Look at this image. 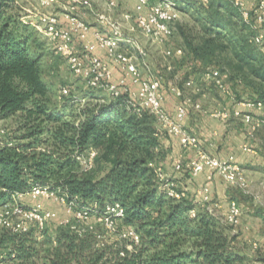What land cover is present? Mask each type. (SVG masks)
I'll return each mask as SVG.
<instances>
[{"label": "trees", "instance_id": "obj_1", "mask_svg": "<svg viewBox=\"0 0 264 264\" xmlns=\"http://www.w3.org/2000/svg\"><path fill=\"white\" fill-rule=\"evenodd\" d=\"M174 1L179 8L180 4L193 8L205 22L201 39L197 43L186 40L188 49L184 47L194 62L201 66L221 64L222 68L226 64L232 70L229 79L236 84L241 80L250 96L264 102V52L252 41L255 31L240 10L223 0H208L206 4L200 0ZM17 7L16 0H0V118L19 113L26 132L20 138L0 140V207L30 184L47 185L76 208L97 209L91 219L97 220L107 204L119 203L124 218L117 223L118 232L134 227L140 239L128 249L132 239L107 234L103 225L102 231H95L89 228V218L72 221L84 228L81 234L58 221L47 222L41 229L32 224L30 230L20 233L2 227L0 248H10L8 261L2 262L252 264L237 246L238 233H232V225L203 208L195 217L189 216L194 194L186 191V196L177 199L159 189L149 163H158L164 134L156 135L151 114L132 112L125 94L108 103L86 102L76 113L50 105L37 40L31 25L20 19ZM229 47L230 55L224 53ZM71 94L63 99L76 101ZM90 147L97 151L93 159L96 172L82 169L78 159ZM97 234H106L100 247ZM259 260L264 263V258Z\"/></svg>", "mask_w": 264, "mask_h": 264}, {"label": "built area", "instance_id": "obj_2", "mask_svg": "<svg viewBox=\"0 0 264 264\" xmlns=\"http://www.w3.org/2000/svg\"><path fill=\"white\" fill-rule=\"evenodd\" d=\"M59 1L40 0V3L43 7H51ZM134 1V11L124 13L120 18L116 0H66L64 17L68 21L67 26L62 23L58 13L51 11L40 12L35 26L50 41L55 53L63 58L66 68L84 81L85 87L104 91L111 99L125 94L132 112L141 115L146 111L154 117L157 125L156 135L174 136L183 149H193V156L187 157L183 152L172 161L174 171L185 173L191 178L206 170V180L196 189L197 198L189 208V216L195 217L198 209L203 208L211 216L232 225V233H238L236 227L241 222L242 205L236 199L230 198L224 211V202L212 195L211 182L215 174H219L228 184L249 193V181L244 167L234 155L220 157L211 153L201 144L199 136L186 126L185 120L194 112L221 122L233 118L243 125L246 141L242 143L241 148L250 153H257L249 140L264 126V102L256 96H237L228 75L218 66H201L191 61L185 66L189 73L186 77L173 75L174 82L169 85L168 90L179 97V100L174 112L168 111L164 106V77L146 63L148 51L139 40V35L155 44L169 42L173 34V24L180 18L181 9L174 0ZM200 1L206 3L208 0ZM223 1H230L240 10L243 19L255 31L252 41L258 46L264 45V0ZM88 15L94 17L95 24L90 23ZM130 18L134 19L132 26L126 25ZM97 49H102L106 57L97 54ZM163 54L165 58L176 60L187 58V52L182 46L165 47ZM112 66L119 71L116 79ZM165 67L167 70L174 68L170 62ZM196 69L199 70V76H195ZM179 79L183 80L182 86L177 83ZM236 82L241 84V80ZM211 90L219 92L229 103L206 107L202 97ZM58 92L60 98L67 96L71 87L62 85ZM86 151L87 154L78 156V159L85 168H90L97 151L92 147ZM149 165L160 190L177 199L187 195L186 190L176 184L160 163L150 162ZM27 196L51 200L62 205L68 217L58 222L71 225L79 234L84 228L75 226L72 221H84L92 213H98L97 209L84 205L76 208L65 195L47 185L30 184L24 190L15 192L12 199L3 205L4 207H0V229L7 227L13 232H26L32 227L30 223L41 229L54 217V212L40 202L33 205L23 203ZM9 211L22 214L25 218L15 221L8 216ZM123 218L124 209L119 203L107 204L97 215V220L104 226L107 234L113 233L119 238L132 239L133 242L127 245L128 249H132L133 244L139 242L140 236L134 227L118 232L117 223ZM105 236L106 234H97V246L104 245ZM250 243L253 249L260 246L257 241L250 240Z\"/></svg>", "mask_w": 264, "mask_h": 264}, {"label": "rangeland", "instance_id": "obj_3", "mask_svg": "<svg viewBox=\"0 0 264 264\" xmlns=\"http://www.w3.org/2000/svg\"><path fill=\"white\" fill-rule=\"evenodd\" d=\"M16 3L18 6L16 11L20 16V19L23 20L24 23H29L31 25V31L34 33V37L37 40L36 47L38 52L41 54L40 64L42 67V77L48 86V96L50 98V105L52 107H57L58 110L63 109L64 107L65 108L64 111L67 113H70L72 111L73 113H76L78 107H81L86 102L108 103L109 101L113 100L104 91L89 89L85 87L84 81L81 80L79 77L75 76L74 74H72L66 68L63 58L57 53H55L50 41L37 28V26H35L38 14L40 12L51 11L58 13L60 17H64V5L66 3V0H60L58 3L52 5L51 7H43V5H41L40 3V0H16ZM206 3H208V1ZM180 9H181L180 18L177 19L173 24V34L170 37L169 42L162 45L155 44L139 35V40L146 46V49L148 51V55L146 56L145 59L146 63L149 64V66L154 71L156 72L159 71V74L163 75L164 91H167L171 94L173 93L168 90V87L171 83L174 82L173 75L178 74L184 77V74L188 73V71L185 69L186 64L194 60L192 56L189 53H187V58H185L184 63L181 64V66H183L185 70L175 68L176 65L175 61L177 60L174 58H165L163 54V49L168 46H173V47L182 46L183 48L186 47V49H188V46L186 45V40H191L193 43H197L204 34V25H205V22L198 18L199 16H197L193 8H185L182 6V4H180ZM202 13L205 14V11H202ZM87 19L92 21L94 17L92 15H88ZM126 25L128 26L134 25V19L133 18L128 19V21H126ZM257 47H259L260 50L264 52V45L262 46L257 45ZM226 51L227 52L224 53H228L230 55L232 53L231 47H229ZM168 62H170L174 66L173 70L166 69L165 65ZM213 64L214 63L210 65ZM223 65L224 68H222L221 64L218 65V67H220V69L222 68L223 71L229 77V75L232 73V70H230V68L226 64ZM195 71L197 72V75L195 76H199V70L196 69ZM180 81H181L180 79L177 80V83L179 84ZM230 81L232 82L233 88L235 90L236 83L233 82V79ZM62 85H67L71 87L72 99H76V101H71L70 100L71 98L63 99V97L61 98L59 97L58 90L59 87ZM208 93H210V91ZM236 94L239 97L241 96L239 91H237ZM243 95H245L246 97L250 96L248 92L244 93ZM208 99H209L208 96L202 98V101L206 107L210 105ZM64 101H70V102H68V104L66 105H63ZM71 116L72 114L69 115L68 117L71 119ZM23 121L24 120L19 113L6 118H0V140L8 141L10 137L14 139L16 137L20 138V136L26 132L25 128H21L24 123ZM249 142L250 144L251 143L255 144V146L253 147L256 149L258 153L257 155L260 156L264 161V126L256 133L254 138L249 140ZM39 147H45V145H41ZM94 164L95 163L93 161L90 168H85L86 166L83 163H81L82 165L81 168L91 169V171L93 170L92 172H96L98 168H95ZM250 179L251 180L249 181L250 182L249 193H245V195H242L235 187H231L232 192L238 195L239 197L238 202H240L243 206V214H245L248 221H250L249 223L251 225L250 227H252L255 230H257V228L260 227L261 229H264V165L261 168L257 169L256 172L252 174V176H250ZM38 202H40L44 207L51 209L54 212V217L48 221V224H52L55 221H59L61 219H65L68 217V215L64 211L63 206L51 200L34 198L31 196H27L26 198L23 199V203H25L26 205L27 204L33 205L34 203H38ZM8 216L15 221L23 220L25 218L24 215L13 214L11 211H9ZM88 222L90 223L89 228L95 231H102L104 229L99 220L89 218ZM80 225L86 227L84 223H80ZM240 227H241V222L236 227L237 231H239ZM262 233L264 234V230H262ZM250 238L251 241H257L258 243L260 242L259 239L255 236V234H252ZM38 239H39L38 241H40L41 238ZM238 243L239 244H237V246L243 251V253H245L249 257L252 264H264L260 262L262 260H259L261 258H264V243L262 244V246H259L258 249H253L250 241L248 242L247 240H245L244 242L239 241ZM7 247L9 248L11 247V245L8 244ZM9 250L10 248L9 249L0 248V252L2 253V257H3L0 258V264H8L2 261H8L6 258V253Z\"/></svg>", "mask_w": 264, "mask_h": 264}, {"label": "crops", "instance_id": "obj_4", "mask_svg": "<svg viewBox=\"0 0 264 264\" xmlns=\"http://www.w3.org/2000/svg\"><path fill=\"white\" fill-rule=\"evenodd\" d=\"M116 1L119 5L117 13L119 14L120 18L124 16V13H132L134 11V0ZM61 20L62 23L67 26V19L65 17H61ZM90 23L95 24L94 19L90 21ZM96 52L100 56L104 58L106 57L105 52L102 49H97ZM175 62V68L185 70L184 67L181 66V64L184 63V60L177 59V61ZM112 68L114 71V78L116 79L119 76V71L114 66H112ZM188 74L189 73L184 74V77H186ZM179 85H183V80L180 81ZM235 90L236 92L239 91L241 96H245L243 94L248 92V89L244 87L242 83L235 84ZM211 91L210 93L206 94V96H208L209 98L208 102L210 104L208 107L212 108L216 107V105L219 104L229 103L227 99L220 93L215 92V90ZM178 99L179 98L177 96L165 91L164 106L168 111L173 113ZM185 124L199 136L201 144L206 147L211 153L216 154L220 157L234 155L235 159L244 167L248 181L251 180L250 176H252V174H254L257 169L261 168L264 165V161L260 156L257 155L258 153H250L244 151L241 148L242 143L246 141V137L244 134L243 125L239 121L231 118L227 122H221L219 120L210 118L209 116L194 112V114L191 113L187 116ZM160 143L161 153L158 156V163H160L164 167V169L175 180L176 184L180 188L186 190L190 195L194 194V197L197 198L195 192L196 189L205 182L206 170L191 178L187 174L174 171L172 167V161L176 156L184 152L187 157H191L194 154L193 149H183L178 139L168 134H164L161 136ZM251 145L255 146L254 143H251ZM231 187H235L242 195H245V193L241 191L240 188L228 184L219 174H215L211 182V191L212 195L215 198H218L224 202V211L226 210L228 199L234 198L237 201L239 199L238 195L232 192ZM249 223L250 221H248L245 214H243L241 217V227L236 238L237 244H239V241L244 242L245 240H247L249 242L251 239L250 236H252V234H255V236L260 241L259 245L262 246V244L264 243V234L262 233V230L264 229H261L260 227L255 230L250 227L251 225Z\"/></svg>", "mask_w": 264, "mask_h": 264}]
</instances>
